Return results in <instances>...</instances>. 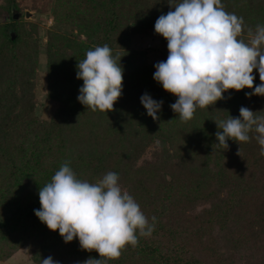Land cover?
<instances>
[{
  "label": "trees",
  "instance_id": "obj_1",
  "mask_svg": "<svg viewBox=\"0 0 264 264\" xmlns=\"http://www.w3.org/2000/svg\"><path fill=\"white\" fill-rule=\"evenodd\" d=\"M16 1L6 0L8 16L0 23V261L24 247L33 264L48 256L59 264L100 258L75 238L65 243L34 215L39 188L68 162L89 182L117 173L149 222L156 218L150 237H139L106 264H264L260 146L252 138L228 140L227 149L215 145V122L238 117L241 106L264 110V96L228 90L182 122L170 108L176 97L153 80L154 64L136 62L144 52L131 49L130 34L154 31L175 0H52L54 23L69 32L48 31L43 46L46 96L58 105L49 120L37 117L33 104L42 44L35 26L25 28ZM221 3L253 31L264 24V0ZM240 38L249 40L246 30ZM105 44L123 68L122 94L106 113L78 102L83 81L76 78L86 51ZM253 75L255 87L260 81L255 70ZM145 93L163 102L156 120L140 103ZM150 144L155 151L144 161Z\"/></svg>",
  "mask_w": 264,
  "mask_h": 264
},
{
  "label": "clouds",
  "instance_id": "obj_2",
  "mask_svg": "<svg viewBox=\"0 0 264 264\" xmlns=\"http://www.w3.org/2000/svg\"><path fill=\"white\" fill-rule=\"evenodd\" d=\"M242 30L247 31V42L240 38ZM154 31L166 40L167 57L154 64L153 80L176 97L170 108L180 121L224 99L228 90L250 89L246 97L264 96V24H257L254 31L247 28L243 17L225 11L221 0H175L167 13L158 16ZM120 59L117 62L107 44L86 51L76 65V78L83 81L79 103L92 111L113 109L122 94ZM254 70L260 81L255 87ZM140 103L149 117L158 118L162 101L145 93ZM261 112L241 106L238 117L229 115L215 122V145L227 149L228 140L246 143L252 138L264 157ZM38 197L40 207L34 215L41 223L58 232L65 243L75 238L81 249L98 253L99 259L89 258L83 264H106L119 258L125 246L135 247L138 238L150 237L155 227L156 218L149 222L112 171L89 182L78 178L65 162L39 188ZM40 264L59 262L48 256Z\"/></svg>",
  "mask_w": 264,
  "mask_h": 264
},
{
  "label": "rangeland",
  "instance_id": "obj_3",
  "mask_svg": "<svg viewBox=\"0 0 264 264\" xmlns=\"http://www.w3.org/2000/svg\"><path fill=\"white\" fill-rule=\"evenodd\" d=\"M52 0H17L18 8L22 11L29 13L28 17H23V23L27 30H31V26L36 27L35 37L40 39L42 48L47 40L46 33L50 30L62 34H68L69 28L65 26L56 25L50 15V5ZM6 0H0V23H2L8 16L4 7ZM20 16L18 15L17 19ZM161 36L156 34L155 31H146L142 34L132 32L129 37L131 49L144 52L142 57H138L136 62L141 64H155L165 59L167 53V44L162 43ZM41 55L39 57L40 69L36 73L35 87L33 90V104L35 107V115L41 120L51 119L57 111L58 105L50 100L46 96V77L42 70L44 68V56L42 55L44 48L40 50ZM155 146L150 144L144 155L142 156L144 161H149L151 152L155 151ZM28 248V249H27ZM0 264H33L30 259L29 247L16 252L7 260Z\"/></svg>",
  "mask_w": 264,
  "mask_h": 264
},
{
  "label": "water",
  "instance_id": "obj_4",
  "mask_svg": "<svg viewBox=\"0 0 264 264\" xmlns=\"http://www.w3.org/2000/svg\"><path fill=\"white\" fill-rule=\"evenodd\" d=\"M28 15H29V13L25 12V14H24L25 18L28 17ZM17 17H18V14L14 13V14H13V18H14V19H17ZM11 37H12V39L15 38L14 33H11Z\"/></svg>",
  "mask_w": 264,
  "mask_h": 264
}]
</instances>
